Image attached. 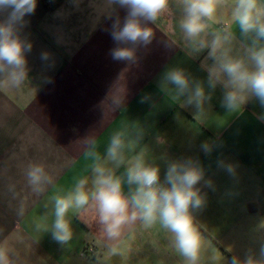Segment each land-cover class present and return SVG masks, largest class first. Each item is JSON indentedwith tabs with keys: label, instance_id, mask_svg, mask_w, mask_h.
Returning a JSON list of instances; mask_svg holds the SVG:
<instances>
[{
	"label": "crops",
	"instance_id": "0c3cea01",
	"mask_svg": "<svg viewBox=\"0 0 264 264\" xmlns=\"http://www.w3.org/2000/svg\"><path fill=\"white\" fill-rule=\"evenodd\" d=\"M117 15L123 21L126 10L108 9L105 0H60L54 8L37 0L35 12L25 17L22 36L33 45L27 57L31 80L19 90L0 86V244L17 253L18 264H183L165 232L139 224L125 231L121 254L109 257L92 209L72 216L74 235L67 246L43 229L50 223L44 208L50 195L69 191L88 174L86 141L95 138L102 151L116 128L139 124L142 148L159 164L161 179L170 161L190 159L204 170L197 187L205 204L193 211L203 245L200 264L260 258L264 108L255 98L238 112L222 106L223 88H207L202 66L207 53L192 56L183 47L175 8L157 25L149 24L154 39L138 48L136 63L114 61L110 28ZM215 23L228 26L226 16ZM44 52L48 60L41 59ZM174 67L211 91L203 116L181 107L161 88L164 73ZM144 97L149 99L142 102ZM205 142L210 153L202 150ZM30 163L43 164L52 178L43 194L27 183ZM222 164L235 171L229 173ZM21 207L23 215H18Z\"/></svg>",
	"mask_w": 264,
	"mask_h": 264
},
{
	"label": "clouds",
	"instance_id": "9594fccd",
	"mask_svg": "<svg viewBox=\"0 0 264 264\" xmlns=\"http://www.w3.org/2000/svg\"><path fill=\"white\" fill-rule=\"evenodd\" d=\"M108 9L126 10L121 21L117 15L110 35L115 47L110 50L114 61L136 63L137 50L154 39L161 17L175 8L177 28L189 55L206 52L202 66L207 72V88H223L222 106L238 112L252 98L264 108V0H105ZM37 0H0V86L19 90L31 80L28 54L32 43L22 36L35 12ZM228 26L216 24L225 17ZM111 18V15L109 16ZM171 43L176 44L175 40ZM42 60L49 54L41 53ZM211 61V63H208ZM46 83H51L47 80ZM161 88L170 93L181 107H193L203 116L211 98L204 82L192 79L183 68L167 70ZM149 97H144L146 102ZM119 104L117 105V107ZM264 119V117H260ZM144 129L139 124L116 128L108 136L103 150L98 141H86L88 174L79 177L64 193L50 195L44 208L50 223L43 225L54 241L67 246L73 239L72 216L92 209L109 257L121 254L119 242L125 231L139 224L144 229L158 227L166 233L170 246L183 259V264H200L202 240L196 227L194 210L201 209L205 197L197 185L204 170L192 160H176L167 164L163 179L159 164L150 161L142 148ZM205 153L212 147L201 145ZM233 173L234 166L222 164ZM27 183L37 195L52 184L45 166L30 163L25 172ZM211 186L212 182H206ZM23 207L17 214L23 215ZM37 229L42 225L37 224ZM0 264H18L17 253L0 244ZM232 264H264V248L260 258L252 256Z\"/></svg>",
	"mask_w": 264,
	"mask_h": 264
},
{
	"label": "trees",
	"instance_id": "16d2710c",
	"mask_svg": "<svg viewBox=\"0 0 264 264\" xmlns=\"http://www.w3.org/2000/svg\"><path fill=\"white\" fill-rule=\"evenodd\" d=\"M49 8H54L58 5L60 0H46Z\"/></svg>",
	"mask_w": 264,
	"mask_h": 264
}]
</instances>
